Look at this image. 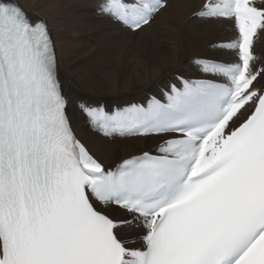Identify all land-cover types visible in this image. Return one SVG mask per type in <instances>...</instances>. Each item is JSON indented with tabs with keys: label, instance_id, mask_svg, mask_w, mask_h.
Returning <instances> with one entry per match:
<instances>
[{
	"label": "snow or ice",
	"instance_id": "1",
	"mask_svg": "<svg viewBox=\"0 0 264 264\" xmlns=\"http://www.w3.org/2000/svg\"><path fill=\"white\" fill-rule=\"evenodd\" d=\"M167 7L100 10L137 32ZM194 15L231 25L212 47L235 59L196 58L207 78L146 106L79 102L103 137L161 138L106 166L73 129L47 22L0 0V264H264V0H201Z\"/></svg>",
	"mask_w": 264,
	"mask_h": 264
},
{
	"label": "bare ground",
	"instance_id": "2",
	"mask_svg": "<svg viewBox=\"0 0 264 264\" xmlns=\"http://www.w3.org/2000/svg\"><path fill=\"white\" fill-rule=\"evenodd\" d=\"M101 1L18 0L26 12L47 22L56 41L59 78L73 101L129 102L157 92L174 74L199 75L194 58L235 59L231 51L212 47L234 38L231 25L193 15L201 0H171L149 27L137 32L97 12ZM254 49L264 56V37ZM69 115L77 136L106 166L161 141L157 136L101 137L87 128L74 103Z\"/></svg>",
	"mask_w": 264,
	"mask_h": 264
},
{
	"label": "rangeland",
	"instance_id": "3",
	"mask_svg": "<svg viewBox=\"0 0 264 264\" xmlns=\"http://www.w3.org/2000/svg\"><path fill=\"white\" fill-rule=\"evenodd\" d=\"M202 48V47H201Z\"/></svg>",
	"mask_w": 264,
	"mask_h": 264
}]
</instances>
